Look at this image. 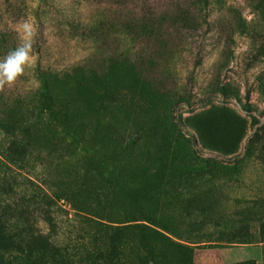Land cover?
Segmentation results:
<instances>
[{
	"label": "rangeland",
	"instance_id": "rangeland-1",
	"mask_svg": "<svg viewBox=\"0 0 264 264\" xmlns=\"http://www.w3.org/2000/svg\"><path fill=\"white\" fill-rule=\"evenodd\" d=\"M35 2L0 0V60L31 54ZM105 8L39 2L41 66L0 83V186L17 141L21 176L56 203L39 229L75 241L68 264L113 243L123 264H264V0H210L143 35Z\"/></svg>",
	"mask_w": 264,
	"mask_h": 264
},
{
	"label": "trees",
	"instance_id": "trees-1",
	"mask_svg": "<svg viewBox=\"0 0 264 264\" xmlns=\"http://www.w3.org/2000/svg\"><path fill=\"white\" fill-rule=\"evenodd\" d=\"M43 1L46 2V0H36L32 11V23L37 30L35 28L31 33L30 55L36 67H40L42 62L37 36L40 32L38 25H41L38 6L39 2ZM90 1L96 8L107 6L105 11L116 14V18L122 17L130 33L142 35L148 33L149 27L156 24L163 16L169 19L176 18L185 23L186 19H192L195 13H199V6L207 12L210 5V0H167L166 4L157 10L152 7L146 8L150 0ZM40 77L45 83V78ZM198 134L203 145L217 148L221 146L218 140L212 139L211 135L203 130L199 129ZM18 145L20 144L17 141L11 140L4 149V158L8 162L4 179L11 177L7 175L10 170V173H14L11 174L13 176L11 178L15 186L5 187L3 183L0 186V264L9 263L10 258L19 259L24 264H68V250L71 245L72 247L75 245V241L68 239L63 241L56 234L51 235L39 229L40 219L46 221L49 226H54L56 214L53 212L56 203L35 178L29 175L21 176L20 172L26 167L28 156L27 149ZM11 166H14L16 171H13ZM121 254L115 243L86 252V255H92L89 264H123Z\"/></svg>",
	"mask_w": 264,
	"mask_h": 264
},
{
	"label": "clouds",
	"instance_id": "clouds-1",
	"mask_svg": "<svg viewBox=\"0 0 264 264\" xmlns=\"http://www.w3.org/2000/svg\"><path fill=\"white\" fill-rule=\"evenodd\" d=\"M24 32L30 35V26H22ZM30 45L25 43L23 46L10 51L7 56L0 60V83L11 82L24 72L25 65L30 61Z\"/></svg>",
	"mask_w": 264,
	"mask_h": 264
}]
</instances>
